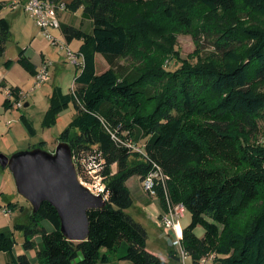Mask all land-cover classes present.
<instances>
[{"label":"trees","instance_id":"16d2710c","mask_svg":"<svg viewBox=\"0 0 264 264\" xmlns=\"http://www.w3.org/2000/svg\"><path fill=\"white\" fill-rule=\"evenodd\" d=\"M68 4L73 11L82 7L93 29L61 26L67 42L83 41L78 51L83 64L77 66L71 91L54 87L43 126L52 127L74 106L76 116L59 142L70 144L84 180L86 164L103 161L107 204L88 211L89 236L82 241L64 235L50 202L37 212L31 205L28 223L0 229V252L10 254L8 264H33L26 254H14L17 230L24 233L23 248L36 249L39 264L108 262L113 252L130 264H198L210 254L215 255L212 264H264V0ZM176 31L193 35L196 63L176 50ZM10 32V22L0 17V55ZM203 38L213 45L205 56L200 54ZM97 54L109 64L101 73ZM121 58L128 64H121ZM169 59L181 65L169 70ZM17 62L37 74L25 49ZM13 63L9 59L5 65ZM10 93L19 100V87ZM4 104L13 105L9 98ZM21 120L36 135L24 114ZM158 170L165 177L156 196L146 192L158 199L162 214L179 203L190 212V223L180 231L190 263L173 247L167 260L148 250L147 229L127 212L134 204L127 181L138 176L144 188L145 177ZM46 219L53 231L42 226ZM199 225L205 229L202 237L195 232ZM36 234L42 237L39 244Z\"/></svg>","mask_w":264,"mask_h":264},{"label":"rangeland","instance_id":"374dc122","mask_svg":"<svg viewBox=\"0 0 264 264\" xmlns=\"http://www.w3.org/2000/svg\"><path fill=\"white\" fill-rule=\"evenodd\" d=\"M67 1L71 2L72 0ZM82 12L83 8H79L77 11H69L68 14L73 17L76 16L74 24L82 27V29L86 31H90L91 26H88V24L86 25V23L81 26L79 23ZM0 17L7 18L11 26V32L7 42L5 43V51L2 55H0V66H4L5 62L9 59L13 60L14 63L17 62L19 52L22 49H25L26 55L38 64H40L42 55H46L50 61V78L45 83L37 84L33 75L28 72H26L28 79L25 80L18 71L13 73L14 77L12 78L19 82L23 90V106L18 107L15 97H13V106L0 108V154L11 156L16 152L32 149L34 145H39L42 141H46L42 148L53 152L59 143L58 138L60 134L68 127L72 119L76 116L77 111L74 106L71 105L58 116L56 124L52 127H44L43 120L46 112L50 108V96L52 95L51 92L54 85L61 86L66 93L69 92L74 85L77 65L68 59L67 51L65 49L52 44L51 41L44 36L34 20L26 11H12L9 8H4L0 11ZM171 32L172 31H167L170 35ZM53 34L56 35L63 43L68 44L72 51H79L78 47L81 45L82 40L75 38L72 42L68 43L61 31L54 30ZM176 43L175 48L180 52L182 58H189L192 63L197 62L198 58L195 55V51L198 48V45L192 34L176 31ZM201 43H203V49L200 53L201 56H205L213 50V45L209 41H205L204 38ZM191 54H194V57H190ZM120 63L127 65L128 61L121 58ZM180 65L181 63L175 61V59H169L165 62V67L169 70H174ZM108 67L109 64L107 60L102 54H98V73L103 72ZM20 77L21 80H18L17 78ZM8 79H10V77ZM13 79H10L12 84L16 83ZM26 102H30V105L25 106ZM22 114H24L33 123L37 132L36 135H31L29 133L28 129L21 120ZM261 123L263 128L260 139L264 140V121ZM113 170H117V165H113ZM3 179H6L7 186L5 194H0V204L6 202L8 198L11 201L16 202L18 206H24V211H21L18 208V210L9 213V216L13 219L16 215H19L18 218L20 222H24L27 218L25 215L29 212L31 204L22 194L19 193L15 178L9 167L4 168L0 163V189ZM133 183L137 184L139 189H137V191H134L135 189H133L134 193L132 194L134 196V204L132 207L127 209V212L130 213L137 221L141 222L147 229L148 248L155 251V253L163 259L169 257L168 249L170 247H174L178 253H180L181 247H179V243L175 241L177 237H175L173 232L168 235L165 229L163 231V229L157 225V218H155L150 211H143L144 203L142 198L148 196L149 194L142 187L141 180H139L137 176H134L131 178L129 185L132 186ZM190 221L191 214L187 209H185V215L179 219V231H181L183 227L187 226ZM195 232L198 236L202 237L205 229L202 225H199L195 229ZM16 237L18 240L21 239L19 233H16ZM214 256L215 255L210 254L203 258V260H201L198 264H212ZM0 260L2 264H4L3 254L0 256ZM186 261L190 263V257H187ZM118 263L120 264V260H116L114 258L109 262V264Z\"/></svg>","mask_w":264,"mask_h":264},{"label":"water","instance_id":"95a60500","mask_svg":"<svg viewBox=\"0 0 264 264\" xmlns=\"http://www.w3.org/2000/svg\"><path fill=\"white\" fill-rule=\"evenodd\" d=\"M0 163L9 167L19 193L31 203L33 212L48 201L57 209L61 231L67 238L76 241L88 238V211L104 207L107 198L95 194L81 181L68 142L60 141L54 152L35 147L11 156L0 154Z\"/></svg>","mask_w":264,"mask_h":264},{"label":"built area","instance_id":"2783aa9c","mask_svg":"<svg viewBox=\"0 0 264 264\" xmlns=\"http://www.w3.org/2000/svg\"><path fill=\"white\" fill-rule=\"evenodd\" d=\"M0 3L5 8L10 10H24L34 20L36 25L39 27L44 36L51 41L52 44L60 46L62 49L67 51L68 59L77 66H82L83 57L77 51L74 52L70 49L68 44L63 43L59 38L53 34L54 30L61 31L62 26V13L69 9L68 2L65 0H0ZM50 61L45 58L42 60V64L39 67L37 74L35 75V81L37 84L44 83L50 78L49 73ZM10 99H13V95L10 93ZM23 97V96H22ZM22 98L16 100L18 107L23 106ZM139 149V148H137ZM103 161H97L92 159L86 164L87 179L84 180L80 176L81 181L90 188L95 194H102L107 198L106 184L104 181V175L102 173L104 169ZM165 176L158 170L153 171L145 177L143 180V186L145 191L150 195L156 196V186ZM185 206L181 203L173 205L170 210L162 216H160V225L165 227L168 235L173 232L179 243L180 255L182 260L186 263L187 253L183 250L180 239L181 235L178 230L179 219L185 215ZM0 211L4 214H8L10 209L3 205L0 206ZM203 260V259H202Z\"/></svg>","mask_w":264,"mask_h":264},{"label":"crops","instance_id":"0c3cea01","mask_svg":"<svg viewBox=\"0 0 264 264\" xmlns=\"http://www.w3.org/2000/svg\"><path fill=\"white\" fill-rule=\"evenodd\" d=\"M66 2H69L67 0H65ZM69 5V4H68ZM5 8V7H4ZM3 8V9H4ZM82 8V7H80ZM2 9V10H3ZM0 10V11H2ZM78 10V9H77ZM76 10V11H77ZM12 11H15V10H12ZM69 11H73V10H70V8L62 13V25L63 24H66V25H72V26H76V27H79L77 26L75 23V17L76 16H70L68 14ZM86 20V21H85ZM79 23L81 24V26L86 23V25L88 24V26H91V29L90 31H87V32H91L92 29H93V24H92V20L89 18V17H85L83 15V12H82V15H81V18L79 20ZM79 28H82V27H79ZM84 30V29H83ZM86 31V30H85ZM62 33V32H61ZM72 42V41H71ZM83 43V41H81ZM70 43V42H68ZM81 43V44H82ZM69 46V45H68ZM81 46V45H80ZM80 46L78 48H80ZM44 54V53H43ZM97 57H98V54L96 55V61H97ZM46 59L48 60L47 56L46 55H42V58H41V61H40V64L34 62L36 65H37V68L39 69V67L41 66L42 64V60L43 59ZM77 69V68H76ZM25 70V71H24ZM15 71H18L22 76H23V79H28V75H26L28 72L21 64H19L18 62H15L13 63L10 67L6 66L4 64V66H0V108L1 107H4L5 108V101L7 98L10 97V94H9V91H10V88L11 87H19L20 88V97L22 98V96H24L23 94V90L21 88V85L19 84V82H17V80H14L12 77L13 76V73ZM29 73V72H28ZM32 75V74H31ZM10 77V79H13V81H15L16 83L12 84L11 80L8 79ZM35 78V76H33ZM18 80H21V77L20 78H17ZM10 80V81H9ZM45 83V82H44ZM56 86H59V85H54V87ZM75 86V82H74V85L72 87V89L74 88ZM53 87V89H54ZM61 87V86H60ZM62 88V87H61ZM53 89H52V92H53ZM63 89V88H62ZM71 89V90H72ZM70 90V91H71ZM64 91V90H63ZM51 92V94H52ZM14 97V96H13ZM10 99V98H9ZM11 101H13L12 99H10ZM26 103H29L28 105H30V102H26ZM13 105H14V102H13ZM12 105V106H13ZM138 177V176H137ZM139 178V177H138ZM131 178L127 181V184L128 186L130 187L132 193L133 192V189H135L134 191H137V189H139V187L137 186V184L133 183V185H129V182H130ZM140 180V179H139ZM6 186H7V182H6V179H3L2 181V184H1V189H0V194L4 195L5 194V189H6ZM7 197V196H6ZM134 197V196H133ZM5 199V198H4ZM143 200V203H144V206H143V211H150L152 213V215H154L156 219V222H157V225L163 229H165V227H161L160 226V215L162 214V210H161V207L159 205V201L157 198H154V197H151V196H145L144 198H142ZM9 203H16V202H13L11 201L10 199L7 198L6 202H3V204H0V206H3V205H9ZM18 208L21 210V211H24V206H18V204H16L15 208H12L10 207L11 212L13 211H16L18 210ZM9 213L8 214H4L3 212L0 211V229H10V230H13L14 229V225L15 224H18V223H28L29 220H30V213H31V208L29 210V212L26 213V219L24 220V222H20L19 220V215H16L14 217V219L12 217L9 216ZM41 224L42 226H44L48 231H53L55 229L53 223L49 220H42L41 221ZM166 230V229H165ZM182 231V230H181ZM16 233H19L20 234V237L21 239L18 241V243L16 244V246L14 247V254L18 255V254H26L29 259L32 261L33 264H39V261H38V257H37V251L36 249H31V250H25L23 248V237H24V233L22 231H15V235ZM23 234V235H22ZM182 235V234H181ZM34 239L36 241L37 244L41 243L42 241V237L40 234H36L34 236ZM172 244V243H171ZM148 245V243H147ZM148 248V246H147ZM171 248V247H170ZM170 248L168 249V251L170 250ZM174 248V247H173ZM148 250H150L148 248ZM151 252H154L153 250H150ZM3 254V257H4V264H8L9 263V260H10V254L8 252H0V256ZM119 255L116 254V253H111V260L114 258L116 260H118V257ZM169 258V257H168ZM166 258V260L168 259ZM110 260L108 262H97V263H94V264H109ZM0 264H2L1 260H0ZM119 264V263H118ZM120 264H130L128 260H120Z\"/></svg>","mask_w":264,"mask_h":264},{"label":"bare ground","instance_id":"6f19581e","mask_svg":"<svg viewBox=\"0 0 264 264\" xmlns=\"http://www.w3.org/2000/svg\"><path fill=\"white\" fill-rule=\"evenodd\" d=\"M179 230V229H178ZM179 233H180V231H179Z\"/></svg>","mask_w":264,"mask_h":264},{"label":"flooded vegetation","instance_id":"af4514ba","mask_svg":"<svg viewBox=\"0 0 264 264\" xmlns=\"http://www.w3.org/2000/svg\"><path fill=\"white\" fill-rule=\"evenodd\" d=\"M54 151H55V150H54ZM54 151H53V152H54Z\"/></svg>","mask_w":264,"mask_h":264}]
</instances>
